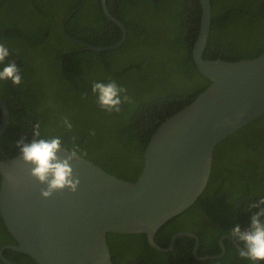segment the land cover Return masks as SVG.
<instances>
[{
  "label": "trees",
  "instance_id": "16d2710c",
  "mask_svg": "<svg viewBox=\"0 0 264 264\" xmlns=\"http://www.w3.org/2000/svg\"><path fill=\"white\" fill-rule=\"evenodd\" d=\"M210 2L203 58L235 61L264 51V0ZM106 5L124 24L126 36L118 47L97 52L69 36L96 46L121 38L119 26L104 14L100 0H0V43L9 49L0 70L15 62L23 78L20 85L0 80V98L7 99L10 116L0 136V159L18 154L16 141L23 137L28 142L33 125L40 122L42 138L58 136L71 148L75 137L81 156L133 181L156 128L210 83L192 57L201 17L199 0H106ZM144 47L156 49L141 79L148 80L149 88L137 94L133 107L122 103L119 112L104 111L92 84L114 80L125 88L122 79ZM64 117L71 130L63 126ZM261 197L264 114L215 146L204 190L189 208L162 224L154 240L165 247L176 232L187 231L199 239L198 255L219 254V240L231 237L235 223L242 229L248 226V204ZM11 243L15 240L0 215V248ZM107 243L114 264H252L239 256L228 237L223 238L225 253L206 260L195 258L196 240L187 235L178 236L168 252L150 246L144 233L109 232ZM3 256L16 264H37L9 248ZM0 264L7 263L0 259Z\"/></svg>",
  "mask_w": 264,
  "mask_h": 264
},
{
  "label": "water",
  "instance_id": "95a60500",
  "mask_svg": "<svg viewBox=\"0 0 264 264\" xmlns=\"http://www.w3.org/2000/svg\"><path fill=\"white\" fill-rule=\"evenodd\" d=\"M199 3L201 17L192 57L210 83L156 128L135 180L116 177L80 156L71 162L80 178L77 191L64 190L44 198L40 194L43 185L29 175V166L19 153L0 159V215L15 240L1 247L2 259L3 250L9 248L29 255L37 264H114L107 243L109 232L144 233L150 246L166 252L173 250L178 236L187 235L196 240L195 258L222 255H198L199 239L187 231L176 232L165 247L154 240L159 227L189 208L204 190L215 146L264 114V51L235 61L203 58L212 10L210 0ZM100 4L107 18L119 26L121 38L107 46L80 41L97 52L118 47L126 36L124 24L110 13L106 0ZM6 100L0 98V135L9 122ZM224 236L219 240L222 252Z\"/></svg>",
  "mask_w": 264,
  "mask_h": 264
},
{
  "label": "clouds",
  "instance_id": "9594fccd",
  "mask_svg": "<svg viewBox=\"0 0 264 264\" xmlns=\"http://www.w3.org/2000/svg\"><path fill=\"white\" fill-rule=\"evenodd\" d=\"M8 56L9 49L0 43V64H3ZM22 79L21 69L15 62L6 64L0 70V80H10L13 85H20ZM91 91L96 95L99 107L108 113L119 112L122 103H131L127 89L114 80L107 83L94 82ZM62 124L66 129L71 130L72 124L67 117L62 119ZM71 139L73 144L68 148L58 136L42 138L41 124L36 122L28 142H25L23 137L16 141L20 160L29 166V175L43 185L40 194L44 198L64 190L74 193L78 189L80 178L71 162L79 159L83 153L75 144V137ZM62 151L68 154L59 155ZM248 209L250 210L248 226L242 229L239 223H235L230 228L229 234L237 244L242 245L239 256L255 264L256 261L264 262V197L249 202Z\"/></svg>",
  "mask_w": 264,
  "mask_h": 264
},
{
  "label": "rangeland",
  "instance_id": "374dc122",
  "mask_svg": "<svg viewBox=\"0 0 264 264\" xmlns=\"http://www.w3.org/2000/svg\"><path fill=\"white\" fill-rule=\"evenodd\" d=\"M155 52V48L144 47L140 53L135 54L131 63L133 69L130 68L122 79V85L125 86L127 95L131 98V107L137 103V94H143L149 88L148 80L144 79L142 82L141 79L146 74L148 61Z\"/></svg>",
  "mask_w": 264,
  "mask_h": 264
},
{
  "label": "flooded vegetation",
  "instance_id": "af4514ba",
  "mask_svg": "<svg viewBox=\"0 0 264 264\" xmlns=\"http://www.w3.org/2000/svg\"><path fill=\"white\" fill-rule=\"evenodd\" d=\"M62 28V27H61ZM65 34H66V31L64 32ZM67 36H69V35H67ZM69 38H71V39H73L74 37L73 36H69ZM73 40H76L77 41V39L76 38H74ZM78 42H80V41H78ZM81 43V42H80ZM87 43V42H86ZM89 44V43H88ZM0 117H1V111H0ZM9 118H10V116H9ZM9 123V122H8ZM1 136V135H0ZM223 237V236H222ZM224 238H226L225 236H224ZM228 238L234 243V245H235V240H233L231 237H229L228 236ZM220 243V242H219ZM237 243V242H236ZM236 246V245H235ZM221 247V246H220ZM237 248V247H236ZM1 249V248H0ZM238 249V248H237ZM239 250V249H238ZM221 253H222V255L225 253V250H224V252H222V249H221ZM221 255V256H222ZM2 256H3V252H2ZM4 257V256H3ZM218 258V257H217ZM0 259L3 261V262H5V263H7V264H16V263H14V262H12L11 260H8V259H6V258H3V259H6V260H8V261H10V262H12V263H8V262H6V261H4L1 257H0Z\"/></svg>",
  "mask_w": 264,
  "mask_h": 264
}]
</instances>
